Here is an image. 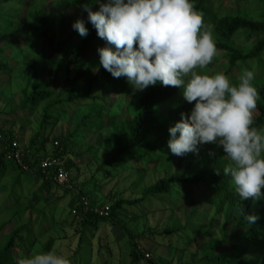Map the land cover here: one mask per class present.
Wrapping results in <instances>:
<instances>
[{
	"label": "trees",
	"instance_id": "1",
	"mask_svg": "<svg viewBox=\"0 0 264 264\" xmlns=\"http://www.w3.org/2000/svg\"><path fill=\"white\" fill-rule=\"evenodd\" d=\"M47 1L0 0V75L10 76L15 69L14 65L6 60L5 53L8 51L12 55L17 49L16 47L19 46L20 38L27 36L25 12L28 7L33 3L44 5ZM55 1L59 2L57 4L59 10L52 11L50 14H60V33L67 30V26H69L70 17L64 8L67 6L66 2L72 3L74 9L77 10H82L81 5L85 3H92V0ZM193 3L195 9L202 13L205 26L217 37L215 42L217 53L222 52L224 58L227 59L226 73L234 69L232 75H240L241 66H245L249 60L260 58L264 52V15L259 20H251L240 15H223L213 8L210 0H193ZM97 8L98 5H93L94 10ZM50 14L45 15L42 12L34 25L36 38L49 43L53 42L54 38L52 31L54 22ZM87 27L89 28L88 36L74 43V48L62 65L60 82L54 85L50 80L37 78L30 89L26 86L19 91L21 99L19 105L1 116L5 121H10L13 126L20 119L29 117L26 111L31 113L32 110L40 108L38 123L27 140L26 147L21 148L20 145L18 147L21 156L20 163L14 158L15 149L11 147V143L17 141L15 132L6 130L0 125V133L4 136L0 139V178L9 171L14 173L12 192L20 185L22 176L30 178L32 181L34 179L36 183H39L37 190L32 193L27 208L17 212L11 220L0 223L1 233L3 228L10 222L12 223L16 217L20 220L28 209L31 211L24 224L15 225L7 234H0V264H16L14 251L17 246L25 248L32 237L31 223L33 222L30 216L34 207L40 202H48L50 196L57 195L58 190L62 191V195L56 197H59L60 201L66 197L69 215L73 214L70 225L75 227L76 232H79L78 250L75 254L76 257L68 259L70 264H82L77 253L82 245L84 232L87 229L98 230L103 224L118 227L125 233L129 247L128 264H171L173 260H169L170 258L167 260L162 256L149 255L140 250L138 241L145 238V232L134 234L128 228V223L123 218L121 211L127 207L148 203L159 196L167 197L172 194L175 184H179L184 189L195 188L196 192L198 191L195 198L199 200L194 199V201L205 200L207 204L204 205V210L213 209L211 220L206 226H202L199 217L203 213L202 209L199 206H193L181 224L182 207L175 205L165 209L169 212V219L162 231L146 229L148 231L146 234L149 237L157 235L172 240L173 238L180 239L182 234L187 236L189 240L187 239L188 242L186 241L183 245H187L189 242L191 245L193 242L196 244V250L191 254V262L185 264H264V260L257 256L260 249L264 247V199L260 201L251 198L243 201L239 199L235 194L234 185L231 183V177L223 173L228 161L222 149L214 144L208 143L199 146L198 154L188 153L179 156L184 161L183 170L173 172L172 175L167 174L154 183L144 186L138 198L114 197V201L109 205V215L106 217L100 216L94 211L95 207L105 204L97 205L95 201L91 203L89 195L87 196L83 189L78 191L70 189L72 188L71 171L78 168L75 157L82 155L81 152L77 153L73 149V144L77 143L76 141L85 144L83 152L91 154L94 160L103 144L101 137L104 130L109 126L122 124L125 133L124 140L114 139L112 158L110 161L100 164L97 173L103 172L104 176L112 177L113 171L122 172L125 166L136 169L138 173L145 172L148 168L156 169L159 167V162L165 161L170 164L176 157L171 154L168 148L169 128L181 119V113L190 114L192 108V104L185 101L181 88L165 87L158 83L141 92L133 113L121 120H118L116 115H109L103 101L104 98L98 92L104 91L108 87L110 92L115 88L113 84L118 78L112 77L103 68L99 69V72H93L91 69L83 67L76 71L73 70L75 66L84 64L90 53L97 52L99 47L106 44V41L98 36L97 31L90 23ZM239 30H245L249 35L257 38L247 53H242L229 44V41ZM64 44L62 39L57 40L56 49H53L46 59L49 66ZM212 66L209 64L203 69L197 68V72L207 74L212 70ZM255 87L259 93V99L254 112L253 127L264 129V85ZM69 111L74 115V130L54 137L52 132L54 126ZM18 112H21L18 117L8 119L7 116L11 117ZM25 127L26 125L23 123L19 125L18 130L21 135ZM93 137L98 139L94 142H87ZM51 139L55 140L56 147L50 158L57 160L59 165L43 171L39 165L48 159L45 150ZM6 161L8 164L5 163ZM143 164L146 169L142 167ZM109 165L111 168L108 169ZM58 167L64 168L69 175V181L62 185L53 180V175L57 173ZM92 178L94 180V177ZM34 181L33 183H35ZM93 186L96 188L98 183L94 181ZM261 191L264 192V188ZM82 197L89 201L87 210L84 208ZM17 201L18 197L14 196V202ZM177 207L178 210L174 212ZM241 209L245 214L257 215L259 219L255 224L249 225L241 215ZM133 219L135 217L131 220ZM231 221L235 223L229 231L228 224ZM51 225H55V223ZM214 233L218 235L216 241ZM54 242L55 239L51 237L44 243L43 252L51 251ZM214 243L217 247H214ZM168 247L178 251L177 264H183L181 255L185 248H179V245L172 246V243H168ZM145 255H148V258Z\"/></svg>",
	"mask_w": 264,
	"mask_h": 264
},
{
	"label": "rangeland",
	"instance_id": "2",
	"mask_svg": "<svg viewBox=\"0 0 264 264\" xmlns=\"http://www.w3.org/2000/svg\"><path fill=\"white\" fill-rule=\"evenodd\" d=\"M210 2L213 8L223 15H240L251 20H259L262 15H264V1L210 0ZM66 3L67 6L64 8L67 15L70 17L67 30L60 33V14H50L52 11L59 10V8H57L59 2L48 0L44 5L42 3H33L25 12L27 36L20 38L19 46L16 47L17 49L12 55H10L8 51L5 53L6 60L10 61L15 69L10 76L5 74L0 75V125L6 130L15 132L16 142L21 148L26 147L27 140L36 128L39 120L40 108H36L35 111L32 110L33 113L32 111L31 113L26 111L29 117L18 121L19 125H21V123L26 125L22 135L20 130H18V123L12 126L10 121H5L1 116L19 105L21 101L18 94L19 91L26 86L30 89L37 78L41 77L50 80L54 85L60 82L62 65L68 58L70 51L74 48V43L82 38L78 32L72 28L73 22L77 19H84L86 25L88 26L89 24L87 23L86 12L74 9L70 2ZM42 12H44L45 15L50 14L54 22V28L52 29L54 38L53 42L50 43L43 39H37L34 33L36 19ZM212 34L216 42L217 37L213 32ZM59 39H62L65 44L62 46V49L56 53L57 56L54 57L49 66L46 59H48L50 53L53 52V49H56L57 40ZM256 40L257 38L249 35L247 31L239 30L231 41H229V44L242 53H247L251 50ZM211 65H213L211 68L212 70L207 74L214 75L216 73H224L233 84H238L245 69H248L254 71L256 74V79L253 81L254 86L264 85V52L260 58L249 60L245 66H241L240 75L235 74L233 76L232 72L234 69L226 73L227 59L224 58L222 52L216 54ZM98 66V52H92L89 54L84 64L75 66L73 70L76 71L80 67H83L96 72L95 69ZM101 68L103 67L100 66L99 69ZM195 70L197 71V69ZM122 84L123 86H121ZM113 86L115 88L111 89L110 92L108 91V87L105 88L104 91L100 90L98 93L104 98L103 101L105 102V107H107V113L111 116L116 115L118 120H121L136 110L141 91L134 90L133 86L127 82L125 77L118 78ZM70 111L62 116L54 126L52 130L54 137L74 130V115H72ZM21 112H18V114L14 113L13 116L7 117H9L8 119L18 117ZM101 138L103 144L94 160L91 154L83 152L85 145L83 142L76 141L77 143L73 144V149H75L77 153L81 152L82 155L75 157L78 168H74L71 171L72 188L70 189L74 191L83 189L87 196L89 195L88 197H90L89 201L91 203L95 201L97 205H102L103 203L109 206L114 201V197L121 196L129 199L138 198L144 186L154 183L167 174L172 175L173 172L183 170L184 161L181 157L176 156L172 163L168 164L165 161H161L158 164V168H148L145 172L141 171L138 173L136 169L125 166L122 172L119 170L113 171L112 177L104 176L102 174L103 172H99L98 174V166L106 161H110L112 158L114 139L119 138L123 141L125 138L122 124L107 127L102 133ZM96 139L98 138L93 137L87 140V142H94ZM55 147V140L51 139L45 150L47 158L53 156L52 153ZM5 163L8 164V161ZM142 167L146 169L144 164ZM107 168H111L110 165L107 166ZM14 177V173L9 171L0 178V223L11 220L17 212L26 209L32 198L33 191H36L39 186V183H36L34 179L33 181L35 183H33L32 179L22 176L20 185L12 192L11 185ZM92 177H94V180ZM94 181L98 183L96 188L93 186ZM56 193V196L60 197L62 195V191L60 190ZM196 193H198V191L196 192L195 188L187 187L184 189L179 184H175L171 195L167 197L159 196V198L156 197V199L148 203L136 207H127L121 211L123 218H125L126 223H128V228L134 234L142 231L145 232V238L139 239L138 241L141 251L149 255L162 256L167 260L170 258L169 260H173L171 264H177L178 251L168 247V243H172V246L179 245V248H185L184 253L181 255V263L185 264L191 262V254L196 250V244L192 242L190 245L189 242L187 245H183V243L189 240L187 236L182 234L180 239L173 238L172 240L157 235L149 237L146 234L148 233L146 229L149 228L162 231L169 219V212L165 209L175 205L182 207V211L180 210L181 224L187 216V213L192 210L193 206H199L203 212L202 215L199 216L201 219L200 223L202 226H206L211 220L213 209H209L208 213L207 210H204V205L207 204L205 200L194 201V199L199 200L195 198ZM14 196L18 197L17 202H14ZM52 196H50L48 202H40L34 207L30 216L33 222L31 223L32 237L29 239L28 245L25 248L17 246V249L14 251L16 260L44 253L42 246L49 241L51 237L55 239L52 250H55L58 255H62L66 259L76 257L75 254L79 245V232H76L75 227L70 225L73 214H71V216L69 215L67 198L65 197V199L63 198V200L60 201L58 199L59 197ZM178 207L175 208L174 212L178 210ZM30 212L31 211L28 209L21 216L20 220L16 217L12 223L10 222V224H7L3 228L0 234H7L15 225L24 224ZM133 217H135V219L131 220ZM52 223H55V225H51ZM234 223V221H231L228 224L229 231L234 226ZM213 236H215L214 238H216V241L218 235L214 233ZM127 242V237L120 228L103 224L98 230L87 229L84 232L83 242L77 254L81 258L82 264H128L129 247ZM214 247H217L216 243H214ZM257 256L259 259L264 260V247L260 249ZM145 257L148 258V255H145Z\"/></svg>",
	"mask_w": 264,
	"mask_h": 264
},
{
	"label": "clouds",
	"instance_id": "3",
	"mask_svg": "<svg viewBox=\"0 0 264 264\" xmlns=\"http://www.w3.org/2000/svg\"><path fill=\"white\" fill-rule=\"evenodd\" d=\"M81 7L87 23L106 41L97 49L96 72L102 66L141 92L158 83L181 88L185 101L192 104L190 114L181 113L169 128L171 154H198L199 146L214 144L228 161L223 173L231 177L239 199H264V129L253 127L259 99L253 84L256 74L245 69L233 84L224 73L195 70L211 64L217 48L193 0H92ZM72 28L82 38L89 34L84 19L74 21ZM241 215L249 225L259 219L243 209ZM16 264L70 262L51 250L17 259Z\"/></svg>",
	"mask_w": 264,
	"mask_h": 264
},
{
	"label": "built area",
	"instance_id": "4",
	"mask_svg": "<svg viewBox=\"0 0 264 264\" xmlns=\"http://www.w3.org/2000/svg\"><path fill=\"white\" fill-rule=\"evenodd\" d=\"M4 136L0 133V139H2ZM11 147L13 149H15V152L13 153L14 158L17 160L18 163H20V151L18 149L19 144L16 141H13L11 143ZM59 165L57 160H54L52 158H48L44 161H42L39 165L40 169L45 171L47 168L49 167H53V166H57ZM53 180L55 182H57L58 184L62 185L64 183H67L69 181V175L68 173L64 170V168L62 167H58L57 168V173L55 175H53ZM82 202L85 205L84 208H86L85 210H87V208H89V201L87 198L82 197ZM94 211L96 213H98L100 216H108L109 215V206L104 205V206H100V207H95Z\"/></svg>",
	"mask_w": 264,
	"mask_h": 264
}]
</instances>
